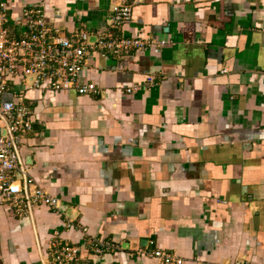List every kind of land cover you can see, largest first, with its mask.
Masks as SVG:
<instances>
[{
	"label": "crops",
	"instance_id": "1",
	"mask_svg": "<svg viewBox=\"0 0 264 264\" xmlns=\"http://www.w3.org/2000/svg\"><path fill=\"white\" fill-rule=\"evenodd\" d=\"M122 1L5 0L13 35L43 2L68 36L153 43L93 49L81 80L97 93L25 90V170L60 209L0 200V264H53L55 240L91 264H160L155 249L182 264H264V0H126L132 21L115 27ZM93 240L116 248L95 255Z\"/></svg>",
	"mask_w": 264,
	"mask_h": 264
},
{
	"label": "built area",
	"instance_id": "2",
	"mask_svg": "<svg viewBox=\"0 0 264 264\" xmlns=\"http://www.w3.org/2000/svg\"><path fill=\"white\" fill-rule=\"evenodd\" d=\"M9 9L5 0H1L0 200L10 202L19 213L29 211L33 204L59 210V199L45 191L25 170L21 150L26 146L27 135L34 129V111L25 99V90L97 93L95 83L81 80L93 49H105L113 53L137 51L152 44L153 40L100 33L96 43L91 44L90 34L84 29L75 30L68 36L59 27L51 26L47 21L43 2L31 3L24 10L26 23L24 30L17 36L10 30ZM113 13L115 27L125 26L132 21V6L126 0L116 4ZM30 76H34L32 82H29ZM134 88L137 87H128L127 92H132ZM6 94L11 96L5 99ZM68 227L81 228L72 220ZM83 230L87 232L86 228ZM115 248L111 241H92L95 255ZM150 255L156 257L160 264L183 263L181 258L160 249L152 250ZM51 259L53 264H91L80 246L60 240L52 242Z\"/></svg>",
	"mask_w": 264,
	"mask_h": 264
},
{
	"label": "water",
	"instance_id": "3",
	"mask_svg": "<svg viewBox=\"0 0 264 264\" xmlns=\"http://www.w3.org/2000/svg\"><path fill=\"white\" fill-rule=\"evenodd\" d=\"M97 39H98V37L96 35L95 36H90L89 42L92 43L94 40H97ZM33 78H34V76H30L29 77V82H32ZM4 133L6 134V131H4ZM74 214H75L74 209L72 207L69 208L68 215L74 218L75 217Z\"/></svg>",
	"mask_w": 264,
	"mask_h": 264
}]
</instances>
